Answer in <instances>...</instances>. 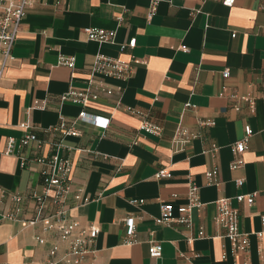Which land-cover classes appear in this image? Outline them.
I'll use <instances>...</instances> for the list:
<instances>
[{
  "label": "crops",
  "instance_id": "obj_1",
  "mask_svg": "<svg viewBox=\"0 0 264 264\" xmlns=\"http://www.w3.org/2000/svg\"><path fill=\"white\" fill-rule=\"evenodd\" d=\"M156 1L149 21L151 0L31 1L0 80V212L12 210L9 194L19 193L25 197L21 218L33 216L35 202L29 195L42 192L45 168L36 159L57 152L72 164L70 195L81 189L93 200L71 210L69 217L99 227L95 264H181L178 252L195 253L194 264H260L254 233L261 229L264 213V0H234L231 6L224 0ZM122 11L119 24L115 17ZM85 27L115 31L114 43L87 40ZM130 38L136 39L135 47L120 52ZM98 52L122 60L131 54L140 62L126 82L100 80L114 90L111 97L84 107L60 103L59 96L69 88L86 86ZM59 56L73 57L74 67L57 65ZM223 70H228L227 78ZM243 96L253 98V109L240 100ZM117 101L139 114L125 112ZM34 102L44 107L33 108ZM82 110L108 119V125L77 120ZM61 119L80 135L62 136ZM205 120L213 125L199 127ZM143 121L159 126L160 135L140 130ZM23 122L30 124L27 132L41 147L16 145L12 155L3 154L8 139L17 144L25 133L19 127ZM178 125L199 136L175 139ZM246 128L253 135L240 156L242 164L233 169L230 146ZM214 168L219 187L206 179ZM161 169L168 176L155 178ZM189 184L198 187L204 204L192 213V227L156 225L162 204L177 208L187 202ZM252 193L250 206L235 200ZM222 197L230 198L240 230L249 234L246 252L231 254L225 230L213 222V202ZM126 217L136 223L131 245L123 243ZM199 228L205 237H197ZM38 235H43L40 225L0 219V264L41 263L47 246L35 242ZM150 240L161 245L158 259L149 257Z\"/></svg>",
  "mask_w": 264,
  "mask_h": 264
},
{
  "label": "built area",
  "instance_id": "obj_2",
  "mask_svg": "<svg viewBox=\"0 0 264 264\" xmlns=\"http://www.w3.org/2000/svg\"><path fill=\"white\" fill-rule=\"evenodd\" d=\"M32 0H0V80L3 71L7 67L9 61L12 59V49L16 41L22 19L25 15V10L29 7ZM234 0H224V4L231 6ZM156 0H151L147 12V20H151L156 12ZM115 20L121 23L123 20V11L120 12ZM83 33L87 40L102 44L114 43L116 33L113 30H104L101 28L85 27ZM232 37L235 34L231 35ZM136 39L130 38L125 43L119 46L120 52L130 51L135 47ZM181 50L187 49L183 46L179 47ZM140 60L133 57L131 54L128 60L114 58L98 52L90 66L89 78L87 84L82 89L69 88V90L59 96L60 103L70 102L72 104L84 107L90 101H98L101 98H108L113 95L114 90L104 85L100 80L110 79L119 82H126L131 78L134 71V64L139 63ZM57 65L68 68L74 67V58L67 56H59ZM229 76L228 70L222 71V77ZM101 82V83H100ZM240 100L246 102L248 106L253 109L254 101L251 96L240 97ZM116 106L122 107L125 112L130 114H139L135 109L128 106H121L117 101ZM188 107V104H186ZM44 104L41 102H34L33 108H43ZM235 106V110H238ZM77 120L89 122L90 124H100L103 128L108 125V119H99L95 116L87 114L85 111H80ZM101 121V122H100ZM199 127H209L213 125L212 120H205L198 122ZM19 127L25 131L17 144L14 139H8L3 154L9 155L13 153L14 147L18 148L28 147L35 144L37 148L41 147V142L36 136L27 132L31 127L28 122L19 124ZM61 134L64 137H77L80 132L73 126H66L61 119L59 124ZM140 130L147 134L159 136L161 128L149 121H143L140 125ZM253 135L251 128H246L243 131L241 138L235 143L231 144L230 151L234 157L231 163V168H237L242 164L240 159L248 147L250 138ZM199 136L198 132H190L187 128L178 125L174 138L184 140L195 139ZM216 150H212L213 156ZM106 157V156H103ZM36 161L45 165L42 170L43 188L40 194L32 193L29 195L35 202L33 216L28 220H23L21 214L23 212L22 203L25 199L19 193L9 194L10 201L14 207L10 211L0 212V219L21 223L22 225L35 226L40 225L43 235L35 237V242L39 246H47L44 260L39 264H95L96 249L94 247L95 240L99 234V227L96 224L90 223L87 225L81 224L75 219H70L69 212L79 206L88 204L93 200L84 196L81 189H77L72 195L69 185V177L72 170V164L69 159L59 157L57 152L46 158H37ZM24 162H21V165ZM262 172L264 175V160L262 161ZM206 179L209 184L219 187L217 168L207 172ZM166 169H161L155 174V178L167 177ZM236 185L240 186L242 180H236ZM255 194H239L235 197L238 203L245 202L249 206L254 201ZM71 198L73 203L68 204V199ZM187 202L174 208L171 203L162 204L160 206L159 216L154 218L156 225H169L172 223L184 225L186 228H191L193 225L192 213L199 211L204 204L200 201L198 187L194 184H189ZM230 198H218L215 200V214L213 222L225 230L224 237L228 240L231 254L235 255L241 252H246L249 247V234L240 230L238 211L232 207ZM143 201L131 200L132 204H140ZM125 236L123 243L126 245L134 244L136 223L135 218L126 217L124 220ZM261 229L254 233L259 241L258 250L261 254V263L264 264V213L260 215ZM198 238L205 237L202 228H199ZM194 238H188V242H192ZM149 257L158 259L161 257V245L154 240L149 241L148 248ZM197 255L191 253L187 255L183 252H178V257L183 260L181 264H194L192 259ZM225 254H222V258ZM244 264H250L245 261Z\"/></svg>",
  "mask_w": 264,
  "mask_h": 264
}]
</instances>
